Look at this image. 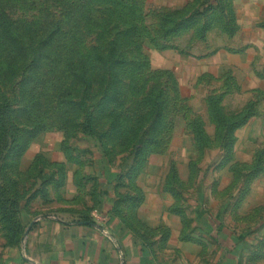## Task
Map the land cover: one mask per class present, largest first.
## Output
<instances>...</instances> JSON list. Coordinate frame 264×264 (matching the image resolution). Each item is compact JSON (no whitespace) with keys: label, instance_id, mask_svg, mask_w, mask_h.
Segmentation results:
<instances>
[{"label":"rangeland","instance_id":"374dc122","mask_svg":"<svg viewBox=\"0 0 264 264\" xmlns=\"http://www.w3.org/2000/svg\"><path fill=\"white\" fill-rule=\"evenodd\" d=\"M97 1L89 6L91 17L96 23H104L107 16L112 18L122 31L120 52L134 63L121 70L120 102L109 103L101 111L97 103L104 84H99L88 99L89 106L96 108L93 122L101 136L86 135L79 124L82 116L71 120V108L59 101L58 87L66 89L70 84L67 74L53 80L47 98L39 96L41 86L34 90L35 114L41 116L45 108L49 109L48 115L42 117L45 128L31 139L22 156L15 154V149L0 162L4 167L0 170H5L6 176L15 178L19 185L23 237L36 217L53 214L70 220L78 216L75 211H87L90 207L91 217L98 218L105 201L128 198L119 207L120 215L154 242V250L167 247L170 237L164 244L157 241V236H164L163 229L172 231L174 227L178 234L184 231L199 237L203 244H196L212 252L207 251L208 261L220 247L245 246L241 256L246 264H264V258L252 262L253 251L247 249L255 247L258 252L264 241V173L240 205L238 189L242 182L230 183L231 165L251 163L255 154L264 149V90L260 85L264 84V76L258 75L264 73V62L259 63L264 52L260 54L253 44L255 40L264 43V0H221L224 9L218 3L209 8L208 2L212 0H126L131 1V8ZM227 4L233 6L237 16L239 27L234 35L224 28ZM208 21L210 28L202 38L195 28ZM171 26H178L179 31L163 35V28ZM133 27L136 32L128 34ZM90 42L84 38L87 49ZM158 89L163 90L166 116L157 141H153L151 133L145 135L149 123L141 134L127 138V134H134L133 128L142 129L143 121L138 117L150 106L147 97ZM214 96L222 98L227 114L236 113L249 101L256 102L259 108V114L235 132L233 160L224 167L221 163L225 157L219 147L208 149L198 161L193 141L194 120L204 123L205 133L214 138L215 124L209 109V99ZM111 111L126 118L120 122L118 136L110 117H101L103 112L108 115ZM134 146L139 149L136 154L132 151ZM195 163L194 175L190 167ZM173 167L176 176L171 173ZM40 169L42 176L37 173ZM0 181L7 183L3 171ZM134 204L138 205L134 208ZM198 209L206 212L202 220ZM176 210L184 211L183 215ZM207 220L223 231L206 235ZM5 225L0 215V261L24 241L16 246L13 232L17 226ZM151 228L157 232H148ZM241 233L246 236L233 247L232 238Z\"/></svg>","mask_w":264,"mask_h":264},{"label":"trees","instance_id":"16d2710c","mask_svg":"<svg viewBox=\"0 0 264 264\" xmlns=\"http://www.w3.org/2000/svg\"><path fill=\"white\" fill-rule=\"evenodd\" d=\"M94 1L0 0V162L2 159L8 158L15 149L17 150L15 154L22 156L28 149L31 139L44 130L42 117L48 115L49 109L45 108L41 116L35 114L37 100L33 97V92L41 86L39 96L47 98L53 80L62 74L69 76L70 84L66 89L62 86L58 87L59 101L71 108L73 116L70 119L74 120L76 116H82V122L79 124L83 132L91 137L101 136L93 122L96 108H94L95 106H89L88 99L90 95L95 94L99 84H104L101 99L97 103L101 111L107 109L109 103L117 104L120 102L122 99L121 70L124 66L134 63V61L128 60L124 52L121 54L119 41L122 37V31L115 26L116 24L112 22V18L107 16L103 20L104 23H96L97 21L91 17L89 6ZM102 1L121 6L127 5L129 8L132 5L131 1L127 3L126 0ZM212 1L208 2L207 6L209 8L217 3L221 4V0L219 2L218 0L216 2H214L215 0ZM220 7L224 9L225 6L220 5ZM227 15V24L224 28L234 35L239 26L231 4H227ZM210 25L208 21L196 26L195 30L200 32L201 37L204 38ZM136 30V27H133L127 33H134ZM178 31V26L165 27L163 28V35L167 36ZM85 37L91 40L88 49L83 44ZM135 45L138 48L141 47L137 41ZM142 51L140 49V52ZM144 58H146V64H148L147 56H144ZM133 71L134 74L137 73L138 68L133 69ZM258 75L264 76V73ZM162 97V89L151 92L147 97L150 106H148L144 115L138 117L141 122L143 121L142 129L133 128L134 134L131 136L127 134V138L141 134L145 125L149 123L145 135L151 133L153 141H157L158 132L166 116ZM221 100L220 96L209 99L210 118L215 124L214 138L208 137L204 130V123L200 120L192 122V132L193 141L200 157L198 161H201L208 149H212L216 145L225 157L221 163V166L224 167L233 160L234 146L237 141L235 132L246 125L251 118L257 116L259 108L256 102L249 101L236 113L227 114L223 110ZM105 113L103 112L101 117H110L111 127L115 128L114 133H117L118 136L120 122L125 121L126 118L116 111H111L108 115ZM139 139L137 142H140ZM135 147L132 148V151L136 154L139 149ZM263 150L255 154L251 163L234 162L230 167L232 173L230 183L239 184L242 182L238 189L239 192L241 189V197L237 205L246 200L253 183L264 173ZM197 163L190 167L194 175ZM2 168L4 167L0 164V169ZM175 169L173 167L171 170L174 176L177 173ZM0 171L4 172L7 181V183L0 181V215L2 221L6 224L5 227L17 226V229L13 232V239L17 241L16 246H20L24 239V231L22 230L21 220L23 208L20 191L17 189L19 185L15 178L6 176L5 170ZM37 173L42 176L43 170L40 169ZM53 175L55 174L53 173ZM62 175L65 178L66 172H63ZM100 189H102V183H100ZM131 199L133 201V198ZM127 201L128 198L111 199L110 217L119 218L123 226L131 229L139 241L152 246L153 241H149L143 232L137 231L132 223L128 222V219L121 217L119 207ZM141 201H143V198L138 203L140 204ZM137 205L134 204V208ZM90 209L88 207L87 211H75L78 216L71 218L69 222L93 221L89 213ZM197 212L199 220H202L206 212L200 209ZM176 213L183 215L184 211L176 210ZM205 224L207 230L204 232L208 235H215L223 231L221 228L214 227L208 220ZM216 225H221V222L218 220ZM155 230L151 228L148 229V232L155 234L157 232ZM163 230L164 236L160 235V241L166 244L171 231L169 229ZM245 236L246 234L241 233L238 237H233L232 246L236 247L240 239ZM180 238L185 241H195L189 233L187 234L184 231L181 232ZM201 241L198 240L197 242L203 244ZM237 248L240 250L246 249L245 246L240 248L237 246ZM254 248L247 247L249 251H253L251 261L256 263L264 258V241H262L258 252H255Z\"/></svg>","mask_w":264,"mask_h":264},{"label":"crops","instance_id":"0c3cea01","mask_svg":"<svg viewBox=\"0 0 264 264\" xmlns=\"http://www.w3.org/2000/svg\"><path fill=\"white\" fill-rule=\"evenodd\" d=\"M244 43L249 44L247 40ZM253 44L260 54L264 52L263 42L255 40ZM260 85L264 90V84ZM109 202L105 201L101 216L89 222H69L53 214L36 217L22 246L9 251L0 264H246L243 250L229 246L220 247L208 261L209 250L196 244L199 237L192 236L195 241L181 240L174 227L167 247L154 250L139 241L119 218L110 217Z\"/></svg>","mask_w":264,"mask_h":264},{"label":"water","instance_id":"95a60500","mask_svg":"<svg viewBox=\"0 0 264 264\" xmlns=\"http://www.w3.org/2000/svg\"><path fill=\"white\" fill-rule=\"evenodd\" d=\"M33 222L30 224V226L28 227L27 231L25 232V236H27L28 232H29V229L30 227L32 226Z\"/></svg>","mask_w":264,"mask_h":264}]
</instances>
